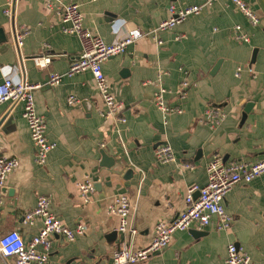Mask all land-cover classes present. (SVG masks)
<instances>
[{
  "label": "crops",
  "instance_id": "obj_1",
  "mask_svg": "<svg viewBox=\"0 0 264 264\" xmlns=\"http://www.w3.org/2000/svg\"><path fill=\"white\" fill-rule=\"evenodd\" d=\"M242 1L257 15V25L231 0H0V83L41 85L34 92L36 109L55 146L46 163L38 164L23 105H0V158L19 161L0 190V233L17 230L31 241L42 223L25 225L24 215L45 195L62 223L86 227L74 242L55 237L48 264H106L123 246L145 248L159 221L186 209L188 189L207 184L212 157L264 159V0ZM67 3L80 6L84 28L107 44L133 31L144 35L102 65L113 95L125 106L124 122L105 116L90 72L67 76L82 52L81 39L65 31L70 27L59 15ZM171 4L203 9L155 39L145 35L168 18ZM24 28L29 34L18 48L14 33ZM36 59L49 62L41 67ZM54 73L64 75L58 86L48 84ZM162 90L166 103L181 112L157 108ZM71 96L79 103L68 105ZM210 108L224 115L219 124L206 116ZM165 143L175 161L162 164L156 149ZM102 152L112 167L103 166ZM86 180L95 184L88 203L78 192ZM122 195L131 204L136 234L121 233L119 218L109 212ZM225 209L233 217L227 231L213 223L176 232L162 253L139 264H223L230 244L253 264H264V175L236 185Z\"/></svg>",
  "mask_w": 264,
  "mask_h": 264
},
{
  "label": "built area",
  "instance_id": "obj_2",
  "mask_svg": "<svg viewBox=\"0 0 264 264\" xmlns=\"http://www.w3.org/2000/svg\"><path fill=\"white\" fill-rule=\"evenodd\" d=\"M215 0H208L210 5ZM240 11H242L253 25H257L259 19L257 15L247 7L242 0H231ZM12 3L9 1L10 8ZM5 10V14L11 16L10 9ZM203 6H189L178 8L171 4L168 8V18L145 35H151L154 39L157 34L170 31L175 27L185 23L190 17L198 15ZM62 23L68 24L71 31L76 33L81 39L82 52L79 58L73 62L67 72L68 77L90 72L95 79L97 89L102 101L107 109L105 116H117L121 121H125L122 112L124 104L113 95L107 77L103 72L102 65L105 61L123 55L127 47L137 39L144 36L140 31H133L126 38L115 44H107L99 37L92 35L84 28V19L77 3H67L60 8L59 12ZM239 30L240 27H237ZM29 34L27 28L15 30L14 42L18 48L23 46L24 39ZM159 44H162L159 41ZM48 59L40 61L36 59V64L43 67L48 63ZM64 75L54 73L50 76L48 84L58 86ZM183 87H187L186 83ZM41 88V85L31 84L26 81L14 83L11 79H6L0 83V105L4 103L22 104L23 118L28 125L31 141L36 149V162L44 165L49 153L54 149V145L48 141L47 125L44 119L37 113L34 92ZM165 91H160L155 97V104L159 110L167 113L181 112L179 109L171 108L165 101ZM79 103L78 99L71 96L68 105L73 106ZM206 116L212 124H219L224 115L216 109L210 108L206 111ZM157 160L162 164L175 161V155L169 144H162L156 149ZM19 161L15 158H0V190L6 185L8 177L18 168ZM207 184L204 186L194 185L188 189L185 198L186 209L175 216L170 221H159L154 230L152 241L139 250L128 247H121L112 254L111 261L106 264H139L147 261L152 255L162 253L171 243L176 232H183L197 227L203 230L213 223L219 231H227L233 223V217L226 212L225 201L232 189L240 184H249L260 176L264 175V159L256 162L225 161L222 156L216 155L206 166ZM78 192L85 203L90 201V196L95 192V184L86 180L78 184ZM52 200L50 197L40 195L37 199L36 207L24 215V224L34 226L36 222L42 223V228L27 242L23 235L12 230L0 233V263L1 264H48L49 251L52 247V240L60 237L69 242H74L77 237L85 233L86 227L78 223L74 228L62 223L52 211ZM119 218V231L125 233L132 230L133 210L129 199L122 195L114 199L109 210ZM216 218L214 222L213 219ZM42 248L43 250H39ZM223 264H253L251 257L242 252L235 244H230L227 248V256Z\"/></svg>",
  "mask_w": 264,
  "mask_h": 264
},
{
  "label": "water",
  "instance_id": "obj_3",
  "mask_svg": "<svg viewBox=\"0 0 264 264\" xmlns=\"http://www.w3.org/2000/svg\"><path fill=\"white\" fill-rule=\"evenodd\" d=\"M248 111V109L246 110ZM102 164L105 167H112L113 166V162L112 159H110L105 152H102ZM196 234H201V233H196Z\"/></svg>",
  "mask_w": 264,
  "mask_h": 264
}]
</instances>
